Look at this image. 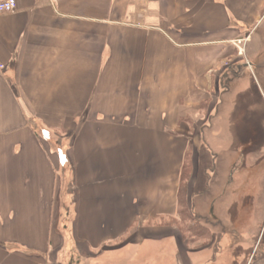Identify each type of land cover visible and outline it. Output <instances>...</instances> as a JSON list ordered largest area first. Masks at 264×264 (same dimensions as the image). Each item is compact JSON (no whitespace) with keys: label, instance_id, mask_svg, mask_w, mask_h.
<instances>
[{"label":"crops","instance_id":"crops-1","mask_svg":"<svg viewBox=\"0 0 264 264\" xmlns=\"http://www.w3.org/2000/svg\"><path fill=\"white\" fill-rule=\"evenodd\" d=\"M261 48L264 0H17L0 14V264H264V149L216 119L224 81L264 89Z\"/></svg>","mask_w":264,"mask_h":264},{"label":"rangeland","instance_id":"rangeland-1","mask_svg":"<svg viewBox=\"0 0 264 264\" xmlns=\"http://www.w3.org/2000/svg\"><path fill=\"white\" fill-rule=\"evenodd\" d=\"M252 51H254V50H252ZM261 53H264V50H262V48L260 50V54ZM241 57H242L241 62L244 64H247V61H246L247 58H246L244 52L241 53ZM244 68H246V67H244ZM231 70L235 74V71L239 72V67L232 68ZM236 74L238 75V73H236ZM248 77H249L248 78L249 83L247 82V78H244V80L245 79L246 80L243 83H241V88L239 89V90H242L241 92H239V90H233L236 88H234V85L230 82L224 81L222 83V88H223L224 93L222 95L223 97L221 98V100H222L221 101L222 102L221 103V111H220L221 115L217 116L216 119H219V117H222V122L230 125L229 127L231 128V130L224 129V131H225L224 133L228 134V135L230 132H233L234 134L236 133L237 135L235 134V136H233L232 139L239 138L241 140H246L247 137L251 136V137L255 138L256 141H258L259 147L261 149H264V132L259 130L257 132L254 131L251 133L247 129H245L246 125H248L251 122L253 117L256 121H259V123H260L261 119L264 117L262 113H256L255 110L252 109L257 104L262 103L264 100V89L262 87V83L256 82L254 85V81L252 80V78H250V76H248ZM230 92H233L232 95L229 94ZM233 97L234 98L236 97L235 101L232 100ZM206 105L208 106V104H206ZM226 137H227V139H229V136H226ZM225 142L226 141H223L222 155L227 154V152H229V150H230V152H234L235 147L232 146V148H228L225 145ZM240 144H241V142L238 140V145H240ZM236 147H239V146L236 145ZM207 148H208L207 149V156L212 157L213 148L212 147H210V148L207 147ZM240 148L241 147H239V149ZM244 152L246 153L247 150L244 149ZM188 160H189V158H188ZM67 165H69V164H67ZM68 169H69V167H68ZM186 169H187L188 173H186V177L184 178V180L186 181V185L188 187L189 180L193 176V164L191 161L186 165ZM60 176H62V178H63L62 174H60ZM69 180L71 181V179H69ZM63 186H64V184H63ZM66 188H68V186ZM59 213H60L59 218L60 219L62 218L64 221L65 217L69 215V207L67 205H65V208H63ZM183 217L187 218L186 216H183ZM185 218H184V220H185ZM60 219H59V221H60ZM59 225H60V222L56 226L57 230L59 229ZM198 229L199 228L196 224L192 225L191 230L194 231V233L200 232L202 234L204 232V231H202V229H199V230ZM59 264H69V262H67V260H66V262H61Z\"/></svg>","mask_w":264,"mask_h":264},{"label":"trees","instance_id":"trees-1","mask_svg":"<svg viewBox=\"0 0 264 264\" xmlns=\"http://www.w3.org/2000/svg\"><path fill=\"white\" fill-rule=\"evenodd\" d=\"M188 164V160H187V163H185V167H184V170H183V183L181 185V189H180V194H179V204H180V218L181 220H183V222L185 223V226H186V230L188 229L189 226H187V222L188 220H192L193 219V216L192 214L190 213V211H188L187 209V185H186V181L184 180V178L186 177V173L187 172V169H186V165ZM187 211V212H186ZM183 216H186L187 218L183 217ZM185 218V220H184ZM192 229V227H190V230Z\"/></svg>","mask_w":264,"mask_h":264},{"label":"built area","instance_id":"built-area-1","mask_svg":"<svg viewBox=\"0 0 264 264\" xmlns=\"http://www.w3.org/2000/svg\"><path fill=\"white\" fill-rule=\"evenodd\" d=\"M17 7V0H0V14L10 13L15 11ZM7 65L0 61V73H3Z\"/></svg>","mask_w":264,"mask_h":264}]
</instances>
